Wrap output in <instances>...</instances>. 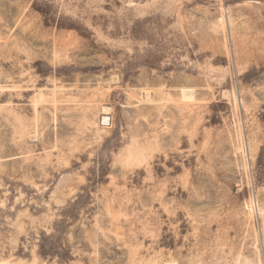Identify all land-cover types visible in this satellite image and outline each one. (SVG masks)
I'll use <instances>...</instances> for the list:
<instances>
[{"label":"rangeland","instance_id":"obj_1","mask_svg":"<svg viewBox=\"0 0 264 264\" xmlns=\"http://www.w3.org/2000/svg\"><path fill=\"white\" fill-rule=\"evenodd\" d=\"M0 264H264V0H0Z\"/></svg>","mask_w":264,"mask_h":264},{"label":"bare ground","instance_id":"obj_2","mask_svg":"<svg viewBox=\"0 0 264 264\" xmlns=\"http://www.w3.org/2000/svg\"><path fill=\"white\" fill-rule=\"evenodd\" d=\"M187 93V92H186ZM187 95V94H186ZM190 95V94H189ZM146 99V98H145ZM144 102V101H143ZM148 102H150L149 100H148ZM105 113H107V112H105ZM108 115L107 114H104V117L103 118H101V122L103 123V125H107L108 123H109V121H110V119L107 117Z\"/></svg>","mask_w":264,"mask_h":264}]
</instances>
